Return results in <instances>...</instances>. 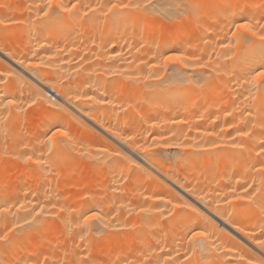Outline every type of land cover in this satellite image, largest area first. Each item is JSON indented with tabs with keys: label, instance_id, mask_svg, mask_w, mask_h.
Wrapping results in <instances>:
<instances>
[{
	"label": "bare ground",
	"instance_id": "obj_1",
	"mask_svg": "<svg viewBox=\"0 0 264 264\" xmlns=\"http://www.w3.org/2000/svg\"><path fill=\"white\" fill-rule=\"evenodd\" d=\"M144 2L145 0H62V3L69 6L77 3V9L73 10L74 15L54 9L49 16H44L40 8L43 7L45 0H0V21H3L0 23V49L4 50L0 52V71L14 73L7 87L0 86V92L18 98L21 102L20 107L25 109L21 112L25 117L33 115L39 119L36 125L26 126L25 130L21 131L20 165L23 170L24 191L21 198L23 205L21 225H27L25 220H32V223L37 224L35 239L31 240L32 234L27 233L23 240L20 264H36L37 260L43 261L45 258L48 264H75V261L89 254L94 264H115L116 261H119V264H247L249 258L255 261L264 258V249L256 244V240H264V173L256 170L264 164V154L257 155L264 144V82L253 79L255 74L253 70H260L264 65V43L258 39V35L264 32V28L261 27L264 25V0H152L155 7L149 8L147 12L143 9L137 10L135 7L117 8L109 12L108 7H98L111 3L134 6ZM181 2L190 5L200 4L202 8L196 18L189 16L188 19L180 21L172 19L169 23L167 17L177 12L172 5ZM89 7L96 10L89 11ZM85 12L86 16L83 15ZM238 23L250 24L257 33L256 36L242 34L244 39L251 41L250 43L236 40L232 36ZM222 44L228 46L222 47ZM166 57L172 59L168 60ZM101 60L103 64L106 60L105 66L110 68L120 67L122 64L138 67L137 65H145L148 61L161 60H166L167 64L168 61H175L179 66H182L179 61L194 63L202 61L203 65H207L206 68L217 67L218 70L211 73L212 75L219 72L220 76L224 73L225 78L241 77L239 84L242 86L243 112L240 109L242 105L235 107L233 99L230 98L235 92L227 94L225 91L229 90L228 87L221 95V90L214 88L217 78L214 80L212 76L208 77H212L210 79L215 83L205 82L206 84L193 92L190 90L192 85L190 82L186 86L182 85L188 80L180 82L183 87L180 85L174 87L175 74L170 75L172 79L164 75L157 79L148 78L146 82L142 80L138 82L135 77L134 82L127 83L125 80L126 86L121 83L126 90H121L122 85L117 84L118 91L124 93L122 99L126 102L122 105L121 116L117 113L112 114L116 119L114 123L118 125L127 126L133 122L132 124L135 123L139 127L138 133H141L142 137L139 136L140 139L135 137L137 141L129 140L122 134L123 130L119 132L117 128L115 130L111 126L110 121L114 119L110 118L107 108L121 99V92L118 95V92L112 90L115 93L112 95L111 82L98 83L103 70L100 71L98 67L100 64L97 61ZM122 61L125 62L121 63ZM116 72L120 74L117 69L110 70L112 75H106L104 79L114 78ZM200 72H204V69ZM208 72L210 71L204 73L208 75ZM224 76L218 78V83L225 81ZM204 81L202 80V83ZM213 91H216L215 94L218 96H225L223 97L225 100L222 98L220 100V97L218 99L216 95L215 100ZM236 92L238 94V91ZM150 95L155 96L156 100L149 106L150 108L130 104L136 99L148 98ZM78 96L82 98L77 99ZM32 100H37V103L33 105L35 108L33 112H30L27 104ZM210 100L214 103L211 106L214 105L215 108L217 107L213 101H219L220 105H217L219 108L221 104L222 107L229 105L224 111L223 108L220 114L224 123L228 117L229 120L232 118V121L227 122L225 131L234 127L240 128L243 123V132L247 133L246 136H241L240 132L236 131L239 140L243 139V148H234L232 144L227 146L228 150L224 149L227 151L225 155L222 154L224 151L221 152L223 157L221 155L217 157L216 164H213L218 168L222 167L221 171L215 170L217 166L211 163L216 157L214 155L215 158L212 159L214 153L209 152L216 153L219 148L215 141L211 147L204 140L196 141L199 132L197 133L195 124L198 126V118L203 120V117L206 118L210 114V107L200 109L203 107L200 106ZM236 101L238 104L240 100ZM214 106L211 107L212 111ZM174 107H177L178 111L175 110L173 112L175 114L170 115H178L177 112L182 110L188 122L179 119L180 123H186L193 130V137L189 139L190 144L187 143L183 149L185 155L194 160L188 161L185 158L189 164L184 162L187 170L181 174L180 166L176 172L179 174H174L170 167L171 163H162L159 157L151 156L149 148L142 147L140 142L143 137L156 138L169 133L167 120L162 117V120H159V117L167 113V110H174ZM12 112L16 113L15 110ZM214 119L212 118V121ZM85 120L91 121V130L87 128L90 125L87 126ZM52 125H58L61 130L68 133V136L56 137L54 141L49 142L53 148V152L49 153L45 147V133L50 134ZM77 129H84L83 132L88 129L86 133L89 134L90 131L92 137L88 136L95 139L99 147L107 149L102 154L103 161L108 167L110 176L106 181L110 186L105 184L106 186L102 188L104 194H101L106 196L107 193L111 199L118 202L125 200L132 202L134 198L137 201L130 211L118 210L113 222L108 223L105 230L93 231L89 228L87 232H82L76 230V225L72 222L76 209L72 204L74 190L73 184H70V162ZM134 132L135 130L132 133ZM81 134L87 135L82 132ZM226 136H223V143L227 141ZM203 137L205 138V135ZM211 137H208V140ZM60 140H63V143H59ZM237 144H241L240 141ZM223 147H226V143ZM115 152L121 156L111 155ZM197 152L204 156L211 154L209 156L211 159L208 157L205 160L203 155L201 156L204 164H207V160L211 163L207 164L208 170L204 168L203 171L202 162L203 166L199 165L202 170L196 169L200 159L199 154L194 155ZM24 154L32 155L34 158L43 155L46 162L37 164L26 161ZM191 154L197 158H192L194 156ZM236 157L239 161L235 163ZM231 160L233 167H230L234 168L235 165V170L239 174L232 180L228 178L229 180L225 181L221 179L223 182L216 181L222 174L227 178L230 173L227 163ZM224 164L226 167L223 169ZM144 166L156 173L155 175L150 173L149 177L145 178L146 181L144 179L142 181L137 175ZM212 169L215 170L214 173ZM121 170H134L132 174L135 175L131 178L135 190L131 193L121 189L123 183ZM209 171L212 175L219 173V176L215 177L214 185L209 182ZM225 171L228 174H224ZM193 174L198 182L204 178L202 184L196 183V180L192 181ZM230 194H235L237 198L227 201ZM174 203H187L191 208L173 209ZM85 207L88 208L86 204ZM37 212L41 214L36 216ZM201 230H206L207 239L193 240V231ZM81 236L85 238L83 241L80 239ZM241 256L245 259L241 260Z\"/></svg>",
	"mask_w": 264,
	"mask_h": 264
},
{
	"label": "rangeland",
	"instance_id": "obj_2",
	"mask_svg": "<svg viewBox=\"0 0 264 264\" xmlns=\"http://www.w3.org/2000/svg\"><path fill=\"white\" fill-rule=\"evenodd\" d=\"M97 62H99V64H100V65H98V67L101 69L100 71L103 70L102 71V75H101V79H100V81H98V83L102 84L105 81L111 82V85H112L113 89L110 88L111 89L110 92H112V90H114L113 92H118V95H119V92L122 93L121 90H126V87H125V89L123 88L125 82L126 81H128L127 83L134 82L135 80L133 81V78H135V77L137 78V79L136 78L135 79L138 80V82H139V80L140 81L142 80L143 82H146V80L148 78H149V80L157 79V78H159L161 76H164V75L167 76L168 78H170L171 74H175L176 77H174V80H175L174 81V83H175L174 87L175 86L177 87L179 85L181 87H183L182 85L186 86L190 82L192 84L190 90H191V92H193V91H196L198 88L200 89L201 88L200 86H202L203 84H206L205 82L211 81L210 78L214 77L215 78V79L213 78L214 80H216V78H217L216 83H218V78L224 76V73L220 76L219 75L220 73L218 71L217 72L219 74L216 73V74L212 75L215 72V70H218L217 67H215V68L214 67H212V68L210 67V69H209V67L206 68L207 65L205 64L204 67L201 68V66L199 65L198 62H200V64L203 65L204 62H202V61H198V62L195 61V63H194V61H179V63H181L182 66L177 65L175 61H168L169 64H167L166 60H161V61H158V62L157 61H148V63L145 64L146 66L142 65L143 68L140 65H137L138 67H136V65H133V66L129 67V66L125 65V64H122L120 67L119 66H114V67L112 66L110 68L109 66H105V63L107 62L106 60L104 61V64L102 63L103 60L97 61ZM124 62L125 61H122L121 63H124ZM126 62H129V61H126ZM90 63H92V61H90ZM153 63H155V65ZM186 63H187V65H186ZM190 63L192 64V66H191ZM152 64H153V66H157V65L158 66L153 69L152 68L153 67ZM125 66H127V67H125ZM147 66H149V67H147ZM176 66L178 68H176ZM188 66H189V68H188ZM139 67H140V69H139ZM105 68H107L109 71L107 69H105ZM179 68L182 69V70H180ZM112 69L119 70L120 74L118 75L117 74L118 72H116V76L114 78H112V79L111 78L110 79H106L105 78L104 79V77L106 75L107 76L108 75H112L110 73V70H112ZM203 69H204L205 73H206V71H210V72H208L209 74L206 75L207 73L205 74L204 72H200V71H203ZM105 70H107V73L105 72ZM193 70H195V71H193ZM136 72H137V74H136ZM121 73H123V75ZM166 73H169V74H166ZM202 74L204 76H202ZM156 75H158V77ZM180 75H181L182 78L180 77ZM102 76H103V78H102ZM117 76H119V77H117ZM208 76H212V77H208ZM142 77L144 78V80H143ZM203 77H205V79ZM235 78L237 79L238 77L237 76H232V78H230V77L229 78L228 77L225 78V76H224L223 80H225V81L222 82L221 81L222 78H221L219 80L221 82H219L217 85H216V83L214 81H211V82L215 83L214 84V88H216V90H221V95L223 94V91L226 90V88L228 89V87H229V90L225 91L227 94L228 93L229 94H231V93L234 94V92H235V95L234 96L231 95L230 98L233 99L234 106L235 105H239V107H240L242 105L240 107V109L243 112V108H242L243 107V101L241 100V99H243L242 98V88H241L242 86L239 84L240 81H241V77H239L240 79L239 78L237 79L238 81ZM171 79H172V77H171ZM186 80H188V82H186ZM202 80L203 81L205 80L204 83H202ZM116 81L118 83H116ZM121 81H123V82H121ZM193 81H194V83H193ZM178 82H179V84H178ZM180 82L181 83L186 82V83L181 85ZM119 83L120 84L124 83V84H121L122 86H120V89H121L120 91H118L119 86L117 87V84L119 85ZM226 83H227V86H226ZM236 84H237V86H236ZM215 85H216V87H215ZM230 85L232 86V88H230L231 87ZM238 85L240 86L241 90H239V86ZM125 86H126V84H125ZM114 88H116L117 90L114 89ZM234 89H238V90H234ZM100 91H99V93H101ZM236 91H238V94H239L240 97L238 96V94H236L237 93ZM113 92H112V95L115 94ZM225 92H224V95H225ZM0 93H2V92H0ZM121 93H120L121 99L119 101H117L116 103H114L109 108H107L108 109L107 112L110 113V118L114 119V120L110 121L111 122V126L114 127L115 130L117 128V130H119V132H120V130L121 131L123 130L122 134L124 136L126 135V138H129L132 135L134 136V135H138L139 134L138 136L131 137L132 141H137V139H140L142 136L140 135L141 133H138L140 131V129L135 123L134 124H132L133 122L131 124L129 123L130 125H127V126L122 124L123 127H122L121 124L118 125L116 122L114 123V121L116 119L113 118L115 116H112V114L114 115L115 113H117V114H119L121 116V114H122V111H121L122 105H124V103L126 102V100L122 99V97H123L122 95L124 93H122V94ZM213 93H214L213 96L216 95L217 98L220 97V100H221V98L224 99L223 97H225V96L222 97L221 95L218 96V94H215L216 91H213ZM218 93H219V91H218ZM227 94H226V96H227ZM1 96L2 95H0V100L3 99V97H1ZM216 96H215V100H216ZM15 99H17V101H19L18 98L15 97ZM211 100H212V97H211ZM211 100L209 101L210 103L209 102H203L201 104V106H200V107L203 106L200 109H205L206 106L210 107V109H209V113L210 114H208V117H206L207 116L206 115L205 116L206 118L203 117L202 118L203 120H200L201 118H198V120H199L198 121L199 123L197 122L198 126H197V124H195L196 125V131H197V133L199 132V134L197 136L198 138L196 137L197 138L196 141H198V140L199 141H203L204 140V141H206V143L210 147L212 146V143H214V141H215V144L218 145V147H219L218 150H217L218 152L216 151V153H215V151H212V152L210 151L209 153H211V154L214 153V154H212L211 157H212V159H214L215 157L216 158L214 159V162H212L213 161L212 160L211 163H212L213 166H217V165H214V164H216L215 163L216 159H217V157L219 155H221L223 157V155H225V153H227V151H224V149L228 150L227 146H231L234 142L237 143L239 141L242 144V142H243L242 140L243 139L239 140V138L237 137L236 134H238V132H243V128L244 127H242V125H243V123H242L241 126H240L241 130H240L239 127H234L233 128L234 130L233 129H231V130L229 129V130L225 131L224 128H227V122L232 121V118L230 117V120H229L228 119L229 117H228L227 120L224 123L222 118L220 117V114L222 113V111L227 109L229 107V105L225 103L226 107L225 106L222 107V104H221V106H220L221 108H219V106H217V105H220L219 101L218 102L217 101H213V102H215V105L217 107V108H215L214 105L211 106V104H214V103L211 102ZM224 100H222V101H224ZM236 100H238V101L240 100L241 102L239 101L238 104H237ZM155 101H156L155 100V96L153 97V95H152V97H151V95H150L148 98L147 97L146 98L142 97L141 99H136L134 102H131L130 104L145 105V107L150 108L149 106L150 105L152 106V104H154ZM223 104H224V102H223ZM213 106H214V110L212 111ZM28 109H30L29 110L30 112H33V110L35 108L32 106V108H28ZM176 109H177V107H174V110L173 109L167 110L166 111L167 113H164L162 116L159 117V120H162V118H165L167 120L166 124H167V126L170 127V128L168 127L169 133H167V135H162L163 137L162 136H156V138H153V136H149L148 138H144L143 137L140 142L142 144L141 145L142 147L147 148V149L149 148V151H150L149 153L151 154V156L159 157L160 160L162 161V163H171L170 167L174 170V174H179V173H176V172H177L178 167L180 166L181 169L179 168L180 170L179 169L178 170H179V172L181 174V173H183V172H185L187 170L186 169L187 167L185 166V163L186 162L188 163L189 160H191V161L194 160V159H189V157H187L185 155L186 153H185V151L183 149L188 144H190L191 140H189V139H190V137H193V135H192L193 134V130L190 129L187 126L186 123L185 124L184 123H180L179 119L180 120L183 119L182 120L183 122H185V121L188 122V118L186 119V117H185L186 115L184 116V112H182V110L177 112L178 115H173V116L170 115V113L171 114H175L173 112H175ZM12 110L13 111L15 110L16 113L12 112ZM12 110L10 112H4V110L2 108H0V116L8 117L6 120L0 121V207H4V208L7 209L6 212H0V235L4 234L5 232H8V230L12 229L14 227V225H17V224L21 225L22 224V221H21V219H22V214H21L22 210L21 209L22 208H18V205H21V198H22V196L24 194V191H23V188H22V184H23L22 173H23V170L21 169V165H20V163H21V150H22L21 131H24L26 126H34V125H36V122L39 120L38 117H36V116L34 117L33 115H32V117L27 115L29 118L27 116L25 117V115H23L21 113L22 111H17L15 108H13ZM176 111H178V110H176ZM219 111H221V112H219ZM236 111H237V109L235 110V112ZM181 112H182V115H181ZM214 113H216V114H214ZM217 113H218V115H217ZM235 115H236V113H235ZM216 116H217V118H216ZM236 116H238V114ZM169 118L171 119V122H170ZM212 118L213 119L215 118L214 121H212ZM218 118L219 119L221 118L220 120H222V121H220ZM234 118H236V117L234 116ZM175 119L178 120V121L176 122ZM87 121L88 122H86V120H85V123H87L86 125L87 126L90 125V127H87V128H89L91 130V128H92V126L90 124L91 121L90 122H89V120H87ZM173 121H174V123L172 124ZM211 121H212V123H211ZM177 123H178V125H177ZM217 123H218V125H217ZM220 123L221 124L223 123V124L221 125ZM174 124H176L177 127ZM181 124H184L185 127H184V125H181ZM212 124H213V126H212L213 128L211 127ZM118 126H119V129H118ZM134 126H135V129H134L135 132L132 133L134 131L133 130ZM136 126H137V129H136ZM180 126H182L181 127L182 129L180 128ZM83 127L84 126L82 125L81 128H83ZM124 127H125V129H124ZM126 127H127V129H126ZM186 127H188V129H186ZM78 128H80V126ZM172 128H174V129H172ZM177 128H179L180 130H177ZM218 128H219V130H218ZM185 129H186V132H185ZM205 129H206V131H205ZM83 130L84 129H82V130L77 129L76 132H75L77 138L75 139V141L73 143V147H72L73 156H72V162H70V171H71L70 184H73L72 188L74 190V193H73L74 197L72 199V204H73L74 208L76 209V211L74 212L73 218H72V222L76 225L75 229L81 231V226L84 224V219H83L84 216L91 215V213L95 212V213H97L99 218L97 220H94V221L90 222L91 223V227L90 228H92L93 231L94 230H105V228L107 227L108 223H112L113 222L114 216H115V214L117 213L118 210L130 211L136 205L137 201L134 198V200L132 202H130L129 200H125L123 202H118L117 200L111 199L112 197L109 194H107V193H105L106 196L102 195V194H104L102 192L103 186H106V185L110 186L108 184L109 182L107 183V181H106L107 177L110 176L109 175V171H108V167H107L106 163H104V161H103V154L96 152V148L99 147V146L96 144L95 139L93 140V138H90V137H92L90 135L91 134L90 131L88 132L89 134H87L86 132L88 131V129H86L87 130L86 132H83ZM189 130H190V132H189ZM199 130H201V131H199ZM222 130H224L225 133L222 132ZM173 131H174V133H173ZM233 131H234V133H233ZM236 131H238V132H236ZM81 132L84 133V135H86V134L87 135L83 136V134H81ZM200 132H201V136H200ZM220 132H221V134H220ZM170 133H172L173 135H171ZM209 133H211V135H209ZM183 134H185V136ZM186 134H187V136H186ZM212 134H214L215 136L214 135L212 136ZM88 135H90V137ZM204 135H205V138L203 137ZM139 136H141V137H139ZM216 136H218V138ZM223 136L227 137V138L225 137L227 139V141L224 142V143H223ZM235 136H236V138H235ZM199 137H200V139H199ZM208 137H211V139L209 138L210 141L208 140ZM205 139H207V140H205ZM219 139H220V141H219ZM149 140H151L152 142H150ZM208 141H209V143H208ZM229 141H230V143H228ZM221 142L224 145H222ZM225 143H226V147H223V146H225ZM228 144H230V145H228ZM147 145H149V146H147ZM222 151H224V152H222ZM221 152H222L223 155L221 154ZM211 154H209V156ZM191 155L192 156H194V155L197 156L198 155V158H200V159H198L199 164H198V167L196 166V169L202 170V168H199V165H200V167L204 165L203 166V171H204V168H206V170H208L207 169V167H208L207 164H211V163H208V160H207L206 161L207 164H204L205 163L204 159L205 158L207 159L209 157L208 154H207V156H204L202 153L197 152L194 155L193 154H191ZM214 155H215V157H214ZM196 156H194L192 158H195ZM201 156L204 158L202 160L204 163L201 161V158H202ZM211 157H209V158L211 159ZM185 158L188 159V161L185 160ZM233 159L235 160L234 157H233ZM218 160H217V162H218ZM237 160L239 161L238 157H236L235 163L237 162ZM173 161L175 162L174 164L172 163ZM201 162L203 163V165H201ZM231 162H233V161L231 160L227 164H229L228 165L229 166L228 169H230L233 173L229 170L228 172H230V173L228 174V173H226V171H227L226 170L224 172V174H228L227 178L225 177L226 175H223L222 172H221L220 174H222V175H220L219 179L216 180L215 177L217 175L219 176V173L216 172L217 175H215V174L212 175L211 171L208 172L209 173L208 174V178H209V182H211V185L212 184L214 185L216 183V181H219L221 179H224L223 181L229 180V179L232 180V178L235 179V177L239 174V172H237L235 170V165H234V168H231V167H233ZM180 163H181V165H180ZM224 165L225 166L223 167V169L226 167V164H224ZM187 166H189V165H187ZM215 168H213V169H215ZM221 168H220V166H219V168L217 166V168L215 170L221 171ZM213 169H212V172L214 173L215 170L213 171ZM209 170H210V168H209ZM234 170H235V172H234ZM152 171H153V169H151V168H149L147 166H144V169H140L137 172V175L140 176V178H142V181H143V179H144V181H146L145 178H148L150 173H152L154 175L156 174L154 171L153 172ZM133 172H134V170H129V171L121 170V175H123V183L121 185V187H122L121 189L122 190H127L128 193H131L133 190H135L133 179L131 178V177H134V175H135V174H132ZM192 176H194V177H192ZM192 176H191L192 177L191 179L194 182L196 180V176H195V174H193ZM221 177H223V178H221ZM185 180L187 181V179H185ZM185 180H183V182H185ZM200 180H201V182L200 181L198 182L196 180V183L202 184V182L204 181V178H201ZM214 180H216V181H214ZM192 181L188 180L187 182H192ZM217 183H219V182H217ZM108 195L110 196V198H109ZM231 195H234V196H232L233 198L231 197ZM229 197H230V199L227 200V201H230L231 199L233 200V199L237 198V196L235 197V194H230L229 196H227V199ZM119 203H120V206H118ZM85 204L88 206V208L85 207ZM36 224H37V222H33L32 224H27V225H21L20 228L15 229L14 232L9 233V236H10V239H11V243L7 244V245L0 243V264H15V262H17V261H19V264L21 263L22 243L24 242L23 240L25 239L27 233H31L32 234L30 236L31 240L35 239L34 236L36 235V230H35Z\"/></svg>",
	"mask_w": 264,
	"mask_h": 264
},
{
	"label": "snow or ice",
	"instance_id": "obj_3",
	"mask_svg": "<svg viewBox=\"0 0 264 264\" xmlns=\"http://www.w3.org/2000/svg\"><path fill=\"white\" fill-rule=\"evenodd\" d=\"M98 7H108V11L111 12L113 9H127L130 7H135L137 10L143 9L145 12L148 11L149 8H154L155 5L152 3V0H145V2L143 4H136V5H131V4H116V3H111L110 5H99ZM172 7L177 9V12L173 14V16H169L167 17L169 23H171L172 19H175L177 21L180 20H185L188 19L189 16L196 18L197 14L200 12L202 5L200 4H188L186 2H181V3H177L175 5H172ZM54 9H58L60 11L63 12H68L71 15H74L73 10L77 9V3H72L70 6L66 5L64 3H62V0H45V3L43 5L42 8H40V11L43 12L44 16H49V14L54 10ZM95 8L89 7V11H95ZM83 15H87V12L83 13ZM197 22L199 23V20H197ZM0 23H3V21H0ZM236 31H234L232 33V36L236 39V40H244L245 43H250L251 41H248L246 39H244L243 37V33H249L253 36H256L257 33L252 29V27L250 26V24L248 23H238L236 24ZM262 28H264V25L261 26ZM258 39L264 43V32L260 33L258 35ZM222 47H227L228 45H221ZM3 49H0V52H3ZM5 55H7V53H4ZM166 59L171 60V57H166ZM19 63H23V61H18ZM201 67H204V65H200ZM36 67H39V65H36ZM254 71V76L253 79L258 81V82H264V65L261 66L260 70H253ZM14 76V73L11 71H0V86H4L7 87L10 83H11V77ZM0 95H2L3 99L0 100V108H2L4 110V112H10L13 108H15L17 111H24L25 109L20 107V103L19 101H17V99H15V97L10 96L8 94H4V93H0ZM82 97H77V99H81ZM85 99H91V97H84ZM37 103V100H32L31 102H29L27 104V108H32V106L34 104ZM249 115H251V113H249ZM8 117L6 116H0V121L6 120ZM209 135H211V133H209ZM239 135L241 136H246L247 133L244 132H240ZM68 133L64 130H61L59 128L58 125H52V127L50 128V134L49 133H45V147L48 149L49 153L53 152V148L50 146L49 142H52L55 140L56 137H65L67 138ZM129 140H131L132 138L129 137ZM59 143H63V140H60ZM171 146V145H170ZM178 146V145H177ZM232 147L234 148H243L244 146L242 144H237V143H233ZM107 149L100 146L96 148V152L97 153H104L106 152ZM264 154V144L261 145L260 151L257 153V155H261ZM111 155L120 157L121 154L118 152L115 153H111ZM51 157H49L50 159ZM24 159L26 161H31L32 163H37V164H44L45 158L42 156L40 157H36L34 158L32 155H27L24 154ZM122 161H116V163H120ZM130 162V161H129ZM110 163H112V161H110ZM131 163V162H130ZM257 171L264 173V164H261L259 169H256ZM251 187V185L249 186ZM160 198V197H158ZM239 199V197H238ZM173 209H189L191 208V205H188L187 203H174L172 205ZM18 208H23V205H18ZM7 209L4 207H0V212H6ZM143 211V210H142ZM192 211H195V209H192ZM41 213L37 212L36 216H39ZM99 217L97 215V213L93 212L91 213V215H86L84 216V224L81 226V231L82 232H87L89 230V228L91 227V221L97 220ZM34 219V218H33ZM26 224H31L32 220H25ZM21 225L17 224L14 225V227L12 229H9L8 232H5L4 234L0 235V243L2 244H10L11 243V239L9 236V233L14 232L15 229L20 228ZM81 241H83L85 238L84 236L80 237ZM192 239L196 240V241H203L205 239H207V232L206 230H201V231H193L192 233ZM256 244L261 247L262 249H264V240H256ZM77 247H81V245H77ZM241 260H244L245 258L243 256L240 257ZM15 264H19V261L15 262ZM36 264H48V260L47 258H45L43 261L37 260ZM75 264H94L93 259L91 257V255H87L82 259H78L77 261H75ZM115 264H119V261H116ZM247 264H264V258L260 259L259 261H255L252 258H249L247 260Z\"/></svg>",
	"mask_w": 264,
	"mask_h": 264
}]
</instances>
